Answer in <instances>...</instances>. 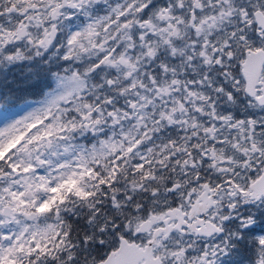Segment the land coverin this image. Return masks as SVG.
<instances>
[{"label":"snow or ice","instance_id":"snow-or-ice-1","mask_svg":"<svg viewBox=\"0 0 264 264\" xmlns=\"http://www.w3.org/2000/svg\"><path fill=\"white\" fill-rule=\"evenodd\" d=\"M0 264H264V0H0Z\"/></svg>","mask_w":264,"mask_h":264},{"label":"rangeland","instance_id":"rangeland-1","mask_svg":"<svg viewBox=\"0 0 264 264\" xmlns=\"http://www.w3.org/2000/svg\"><path fill=\"white\" fill-rule=\"evenodd\" d=\"M24 99H27V100H35V99H38V97H35V96H29V97H25L23 99H17L14 101V103L16 105H22L24 103Z\"/></svg>","mask_w":264,"mask_h":264}]
</instances>
